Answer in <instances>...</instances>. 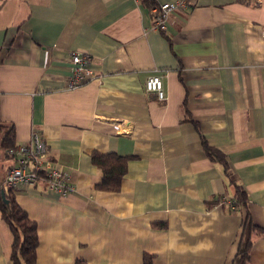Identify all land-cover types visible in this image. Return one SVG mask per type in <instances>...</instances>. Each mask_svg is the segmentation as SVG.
I'll list each match as a JSON object with an SVG mask.
<instances>
[{
	"label": "crops",
	"instance_id": "obj_1",
	"mask_svg": "<svg viewBox=\"0 0 264 264\" xmlns=\"http://www.w3.org/2000/svg\"><path fill=\"white\" fill-rule=\"evenodd\" d=\"M186 1L162 31L138 0H0V183L12 127L15 145L38 133L74 188L13 189L36 264H231L244 209L203 141L264 229V0ZM74 51L96 76L68 89ZM153 74L165 100L145 88ZM92 151L129 156L118 191L96 187ZM12 239L0 211V264ZM246 264H264V232Z\"/></svg>",
	"mask_w": 264,
	"mask_h": 264
},
{
	"label": "trees",
	"instance_id": "obj_2",
	"mask_svg": "<svg viewBox=\"0 0 264 264\" xmlns=\"http://www.w3.org/2000/svg\"><path fill=\"white\" fill-rule=\"evenodd\" d=\"M153 2L151 0H142V3L148 8H150ZM2 144L5 149L16 146L12 127L5 131ZM203 147L209 158L223 164L226 175L229 177L231 183H233L235 193L232 205L244 209V221L242 223L238 248L231 264H246L251 248V232L256 230L257 233H262L264 229L256 226L252 222L248 210L246 191L232 177V172L229 169L224 153L208 145L205 141H203ZM90 157L92 163L99 167L102 172L101 179L96 184V187L108 191H118L126 172V164L129 156L113 152L101 153L92 151ZM219 199L210 202V205L218 203ZM0 211L2 219L8 224L13 237L10 252L12 263L36 264V248L38 245L36 222L19 205L13 194V189L4 186V181L0 183ZM144 258L146 259V264H149L148 256L145 255Z\"/></svg>",
	"mask_w": 264,
	"mask_h": 264
},
{
	"label": "built area",
	"instance_id": "obj_3",
	"mask_svg": "<svg viewBox=\"0 0 264 264\" xmlns=\"http://www.w3.org/2000/svg\"><path fill=\"white\" fill-rule=\"evenodd\" d=\"M151 1H154L149 8L154 16V28L162 31L166 30L167 20L172 12L177 8L187 7L186 0ZM262 35L264 36V31ZM71 62L72 74L67 84L68 89H75L95 78L96 75L89 65V54L74 51L71 53ZM145 88L148 92L154 93L157 99H166L159 75L149 76ZM6 153L13 158L14 163L4 178L5 187L16 189L44 182L48 189L60 192L62 195L70 194L74 190L70 175L50 157L46 142L35 131L31 133L29 143L9 147Z\"/></svg>",
	"mask_w": 264,
	"mask_h": 264
}]
</instances>
